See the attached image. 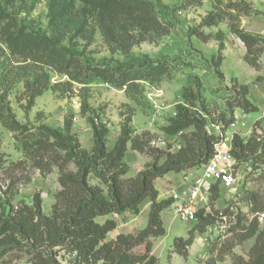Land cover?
Masks as SVG:
<instances>
[{"label": "rangeland", "instance_id": "374dc122", "mask_svg": "<svg viewBox=\"0 0 264 264\" xmlns=\"http://www.w3.org/2000/svg\"><path fill=\"white\" fill-rule=\"evenodd\" d=\"M201 1L200 5H189L186 0H160L156 5L158 16L161 21L171 26V32L157 38L156 42L144 41L135 45L129 53H124L113 50L105 42L99 26L91 16L83 17L78 14V9L84 6L82 0H0L1 7L9 14L8 21H14L25 29H35L59 38L62 45L78 53L87 63L98 65L103 62H117L122 65H136L139 62H152L164 63L168 67L167 74L160 82L141 80L129 88L127 85L117 87L102 79H96L83 86L53 70L33 62H24L18 56L14 57L7 43L0 40L1 199L8 198L12 204H17L24 198L32 203L33 196L39 194L43 211L46 214L51 213L55 194L61 189L58 167L53 165L50 171L37 168L30 155L36 147L28 146L25 150L24 145L26 140L30 145L38 139L36 136L40 126L62 129L65 122H70L82 146L90 151L94 144L93 124L98 127L104 125L109 130L106 143L111 149L114 142L112 138L117 133L121 134L122 124L128 117L132 118L130 125L136 133L149 130L152 138H168L166 129L172 124L176 107L185 105L196 114L208 113V128L218 133L219 129L211 127V123L218 124L221 128L220 118L229 110L228 100L236 95L233 81L237 84L251 83L252 77L239 55L227 52L225 59L224 50L219 51L218 40L212 38L207 43L201 42L197 37L189 35V28L199 26L210 12L222 13L224 20L220 24L205 27L204 30L207 33L221 30L225 35L228 33L231 36L233 33L230 26L236 24L241 27V19L246 15L230 6L237 0ZM244 1L254 12L257 10L253 5H257L256 8L264 12V0ZM248 17H252L248 21L250 28L264 30V13L256 12ZM219 52L223 57L219 67L224 74L223 80L219 78L215 68ZM44 71L49 72L52 84L60 86L58 90H45L36 98L35 104L29 106L27 83L35 80ZM156 90L163 92V100L170 106L169 112L163 116L156 113L149 99V94ZM184 92L197 95L196 107L186 101ZM83 101L87 102L86 110H83ZM202 105L207 112L201 110ZM240 109H236L239 114ZM249 114L250 117L244 119L248 126L259 116L264 124L260 110ZM12 118L28 128L25 129V135L21 131H12L4 124ZM184 131H191V128ZM227 131V134H223L232 137V130L229 128ZM244 131L245 129L241 130L243 133L240 134L246 135ZM259 133L264 137V129ZM173 144L179 145L178 138ZM143 154L145 161H152L148 154ZM125 161L128 162L127 155ZM69 167L75 169L74 164ZM144 167L145 163L143 169ZM202 172L203 169L198 167L179 172L169 171L156 178L155 186L159 190V198H169L173 189H186L189 182ZM137 173L136 166L132 165L128 176ZM234 177L236 184L233 187L220 189L219 198L216 200L213 199L212 192L208 201L201 204V208L206 209L205 215L209 213L214 218L205 228H200L197 222L183 221L170 208L162 211L166 234L150 238L153 244L152 253L158 258L159 264H205L210 259H216V264L250 263L255 253L258 234L262 236L260 240L264 243V158L255 163H236ZM89 181L105 187L94 175H91ZM148 205L143 202L137 215L125 210L118 214L98 216L96 219L100 223L107 219L116 220L118 226L112 231L114 236L108 235L107 239H116L118 233L135 235L148 224L150 203ZM226 209L227 213L222 214ZM252 221L258 222L257 235L244 238ZM190 234L194 237V242L188 247V256L184 257L174 249V241L178 237L188 238ZM144 251L145 244L133 248L135 253ZM28 257L24 250L11 251L1 264H32ZM73 257L74 254L66 249L58 251V259L62 264H73Z\"/></svg>", "mask_w": 264, "mask_h": 264}, {"label": "trees", "instance_id": "16d2710c", "mask_svg": "<svg viewBox=\"0 0 264 264\" xmlns=\"http://www.w3.org/2000/svg\"><path fill=\"white\" fill-rule=\"evenodd\" d=\"M82 1L84 6L78 9V14L83 17L89 15L95 20L105 42L113 50L129 53L135 45L144 41L156 42L157 38L171 32V26L161 21L158 16L156 5L160 0ZM186 1L189 5L202 4L201 0ZM245 2L237 0L230 6L246 16L257 12ZM8 18L9 14L0 5V40L7 43L14 57L18 56L24 62H33L53 70L83 86L102 79L117 87L127 85L131 88L141 80L160 82L168 72L164 63H87L78 53L62 45L59 38L35 29H25L14 21H8ZM223 20L222 13L210 12L199 26L189 28V35L206 43L215 38L219 41L218 48L222 52L225 48L224 32L220 30L207 33L204 28L217 26ZM230 27L231 32L245 46L244 60L251 67L260 70L264 35L249 32L236 24ZM220 52L215 68L219 78L223 80L224 74L219 69L223 60ZM233 83L236 95L228 100L229 110L220 118L223 133L234 123L237 108L246 113L258 110L250 99L249 85ZM58 86L60 85L51 83L48 71L28 82L26 88L29 92V106H33L36 98L45 90H58ZM184 98L196 107L198 97L195 93L184 92ZM82 104L83 110H86L87 102L83 101ZM201 108L203 112H207L205 106L202 105ZM175 110L177 115L173 116L172 124L167 127V134L174 135L183 131L185 141L175 151L170 150L172 143L168 145V149L152 147L151 131L136 133L130 125V117L123 122L121 134L111 149L106 143L109 130L104 125L98 127L93 124L94 144L90 151L82 146L70 122H65L62 129L40 126L36 136L38 139L30 145L26 140L25 150L28 146L36 147L30 155L37 168L50 171L53 165L58 167L61 189L55 194V203L50 214L43 211L39 194L33 196L32 203L22 198L17 204H12L10 199L2 200L0 197V264L9 252L15 250H24L32 264H62L58 259L60 249L74 254L73 264H159L158 258L152 253L153 244L150 238L166 234L161 214L164 209L169 208L172 199H159L160 193L155 186V179L169 171L179 172L201 167L211 158L215 144L221 139L219 135L208 133V113L196 114L185 105H178ZM4 124L12 131H21L23 135L25 129L28 130L14 118ZM189 128L191 131H184ZM129 148L148 154L152 160L146 162L144 169L134 176H128L130 166L125 161ZM231 153L238 165L258 162L264 158L263 134L256 130L247 137L234 133ZM70 164H74L75 169H71ZM91 175L98 178L105 187L91 184ZM212 192L213 199H218L219 186L214 185ZM145 200L151 202L147 226L135 235L118 233L116 239H107L109 233L117 229L116 220L107 219L100 223L96 218L125 210L137 215ZM205 210L200 208L197 213L200 228H205L214 220L211 214L205 215ZM227 211H222V214ZM249 226L244 238L257 235L258 222L252 221ZM261 237L258 234L255 253L249 264H264V243L260 240ZM193 242L194 237L191 234L188 238L178 237L174 241V249L187 257L188 247ZM143 244V253L133 252V248ZM216 262V259H210L205 264Z\"/></svg>", "mask_w": 264, "mask_h": 264}, {"label": "built area", "instance_id": "2783aa9c", "mask_svg": "<svg viewBox=\"0 0 264 264\" xmlns=\"http://www.w3.org/2000/svg\"><path fill=\"white\" fill-rule=\"evenodd\" d=\"M163 95L161 90H156L154 93L149 94V99L156 113L162 116L169 112L170 107L165 104ZM176 115L177 112L175 110L173 116ZM261 115L264 117V109L261 111ZM234 116L235 121L229 128L237 127L235 133H239L242 129L247 128V125L243 117H239L236 114H234ZM211 127H217V129H219V134L213 132L209 128L207 130L208 133L219 135L221 139L215 144V149L211 158L200 167L203 169L202 174L195 176L189 182L190 185L187 186L186 189L182 191H176L175 189L171 190L169 197L172 199L169 208L175 216L181 218L185 222L198 223V210L201 208V204L208 201L214 185H218L220 189H225L233 187L236 184V179L234 177V166L236 161L231 153L232 137H228V135H226L227 132H225L226 134L224 135L218 124L215 125L211 123ZM182 137L183 131H179L174 135H169L168 138L167 136L154 137L150 141V145L155 148L168 149V145L170 143H175L178 138L179 145L173 144L170 148L171 151H175L181 144H184L185 141Z\"/></svg>", "mask_w": 264, "mask_h": 264}, {"label": "crops", "instance_id": "0c3cea01", "mask_svg": "<svg viewBox=\"0 0 264 264\" xmlns=\"http://www.w3.org/2000/svg\"><path fill=\"white\" fill-rule=\"evenodd\" d=\"M253 1L255 2V0H253ZM253 6H254L255 10H257L258 13H260V14L264 13L262 10L256 8L257 5H253ZM251 18L252 17H248V16L242 17V19H241V27L244 28L245 30L249 31V32L264 35V30L263 29L255 28V30H254V29H252V28H250L248 26V21L251 20ZM224 42H225V49H224V55H223L224 58L226 59V53L227 52L231 53L233 55H239L240 58L243 59V61L245 62V64L249 68V74L252 77V82L251 83H243V84H248L249 85V88H250V99L252 97V99L254 101L252 99H251V101L253 103L255 102L254 104L258 107V110L262 111L264 109V52H263V54L261 55V58H260V61H261V64H262V68L260 70H256L255 68L251 67L244 60L246 49H245L244 44L241 42V40L236 35L232 34L231 36H229V34L226 33ZM237 111L238 110H235V114L238 115L239 117H243V120L245 118L248 119L250 117V114L249 113H245L242 109H240L241 114H239ZM259 121L261 123H259ZM245 123L247 125V128H245V131H244L246 135H248V133H251V131L256 130V131L260 132L262 129H264V124H262L260 116L252 121L251 126H248L247 122H245ZM236 128L237 127L231 128L233 133H235ZM242 131H243V129H242ZM227 133H228V131H227ZM239 133H243V132L239 131ZM119 136L120 135L117 133L115 135V138H112L114 142H113V145L111 147L114 146V144L117 141V139L119 138ZM129 149H128L127 154H126L128 156V164H129L130 168H131L132 165H135L136 169H137V172H139L140 170L143 169L144 163L147 162V161H145L146 157H145V155L143 153H140L137 150H133L131 148H129ZM144 202H145V204L147 206H149L148 204L151 203L150 200H145ZM110 235H113L112 232L109 233V236Z\"/></svg>", "mask_w": 264, "mask_h": 264}]
</instances>
